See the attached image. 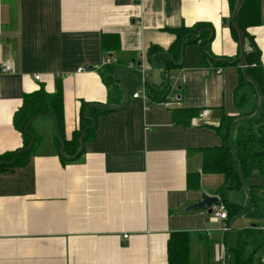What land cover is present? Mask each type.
Listing matches in <instances>:
<instances>
[{
	"label": "crops",
	"instance_id": "0c3cea01",
	"mask_svg": "<svg viewBox=\"0 0 264 264\" xmlns=\"http://www.w3.org/2000/svg\"><path fill=\"white\" fill-rule=\"evenodd\" d=\"M261 1L262 23L249 33L264 70ZM231 17L229 0H0V155L23 147L14 115L28 93L43 87L55 94L61 84L68 140L80 127L83 104L108 101L97 72L107 60L122 64L116 76L127 100L97 119L95 136L71 163L63 164L54 146L55 117L33 121L41 146L27 166L0 171V264H169L168 242L177 231L191 234V264L231 263L236 231L264 221V175L254 172L242 190L228 194L243 206L231 221L217 220L207 207L188 208L205 195L220 206L225 176L202 174L201 150L221 146L215 128L224 115L235 117V128L246 126L258 119L262 101L242 81L241 62L215 67L199 46L188 45L182 66L165 73L148 54L151 47L169 50L175 36L167 30L208 23L213 58L240 60ZM113 34L120 49L111 52L102 42ZM143 63L147 86L171 92L168 108L133 98L143 91ZM85 66L91 70L79 73ZM188 108L208 113L185 126L174 110ZM225 222L229 232L220 230ZM252 261L264 264V248Z\"/></svg>",
	"mask_w": 264,
	"mask_h": 264
},
{
	"label": "trees",
	"instance_id": "16d2710c",
	"mask_svg": "<svg viewBox=\"0 0 264 264\" xmlns=\"http://www.w3.org/2000/svg\"><path fill=\"white\" fill-rule=\"evenodd\" d=\"M229 1L232 15L229 27L233 38L239 43L238 31L233 25V12L238 0ZM261 8V0H243L237 13V24L242 30L245 43V69H242V81H247L253 86L257 94L256 86L259 88L260 96L259 94L258 96L261 97L262 106L256 114L258 119L250 121L246 126L235 128V117L224 115L219 126L215 128L222 138L221 146L201 150L202 174H223L225 176V184L219 188L218 194L221 204L226 208L229 221L242 212L243 206L229 202L228 194L242 190L244 182L254 172L264 175V70L261 64V51L249 33L250 28L258 27L262 23ZM167 31L175 36L169 50L164 51L158 47H151L148 52L150 56L158 57L165 68V73L174 67L182 66L184 50L188 45L199 46L204 58L211 60L215 67L241 62V60H236L231 63L213 58L210 45L214 38V29L208 23H200L192 27L181 26ZM102 44L107 51H117L120 49L119 36L117 34L105 35ZM122 67L120 63L99 66L97 72L109 92L108 101L101 105L89 103L82 105L80 127L72 133L71 140L64 135V92H62L61 84L57 85L55 94L46 92L42 87L36 92L25 95L22 108L14 115L15 128L23 136L24 144L22 148L13 153L0 155V171L27 166L31 155L43 142V138L36 132L33 121L48 114L53 115L57 121V137L54 139V146L59 150L61 162L66 164L78 160L84 154V142L95 136L97 119L101 115L123 109L127 105L121 82L116 76L117 71ZM146 89L149 103L155 105L166 102L171 93L167 87L156 90L147 86ZM200 113L201 110L194 108L177 109L174 110V118L188 126ZM195 176L199 178L198 174ZM196 184L198 185V180ZM190 186L192 185L189 178ZM235 234V244L230 249V264H253L254 253L264 248V233L252 227L248 230L236 231ZM190 240L191 234L188 232L172 233L168 242L169 264H191L189 260Z\"/></svg>",
	"mask_w": 264,
	"mask_h": 264
},
{
	"label": "built area",
	"instance_id": "2783aa9c",
	"mask_svg": "<svg viewBox=\"0 0 264 264\" xmlns=\"http://www.w3.org/2000/svg\"><path fill=\"white\" fill-rule=\"evenodd\" d=\"M141 60L144 62V55L142 54L141 55ZM107 64H110V61L107 60ZM88 70H91V67H80L78 69V72L79 73H83L85 71H88ZM4 72H10L11 71V66H6L4 69H3ZM138 73L140 75V81H141V84H142V89L143 91L142 92H138V93H135L133 95V98H142L143 100L145 99V101L149 104V99H148V96H147V89H146V86H147V79H148V71L146 70V67L143 64H140L139 65V68H138ZM34 78L37 80V81H41V77L40 75H34ZM156 106H160V107H166L168 108L169 107V103L166 102H162V103H159V104H156ZM208 113V111L204 110L200 113L199 117L203 119L204 116H206ZM213 212H214V216L217 220H223V221H227L228 218H227V212H226V208L223 204H220V206H217V207H213ZM257 229L259 231H262L264 233V221L261 225H259L257 227ZM220 230L222 232H229L230 231V226L228 225V223H224L221 227H220ZM125 238H128V236H125Z\"/></svg>",
	"mask_w": 264,
	"mask_h": 264
},
{
	"label": "water",
	"instance_id": "95a60500",
	"mask_svg": "<svg viewBox=\"0 0 264 264\" xmlns=\"http://www.w3.org/2000/svg\"><path fill=\"white\" fill-rule=\"evenodd\" d=\"M242 4H243V0H238L237 6L233 12V25H234L235 29H237V31H238L240 50H241V55H240L241 59L240 60H241L242 65H243V69H245V57H244L245 43H244L242 30H241V28H239V26L237 24V16H238L237 13H238L239 9L241 8ZM246 77H248L247 74H246ZM256 87H257V91L259 94L260 93L259 88H258V86H256ZM259 96H260V94H259ZM260 100H261V97H260ZM218 204H219V199L217 197L205 195L203 200H201L198 203L192 204L191 207L188 208V211H191V209H203V208L207 207L208 213L212 214L213 213V207L215 205H218Z\"/></svg>",
	"mask_w": 264,
	"mask_h": 264
},
{
	"label": "rangeland",
	"instance_id": "374dc122",
	"mask_svg": "<svg viewBox=\"0 0 264 264\" xmlns=\"http://www.w3.org/2000/svg\"><path fill=\"white\" fill-rule=\"evenodd\" d=\"M39 121V120H38Z\"/></svg>",
	"mask_w": 264,
	"mask_h": 264
}]
</instances>
